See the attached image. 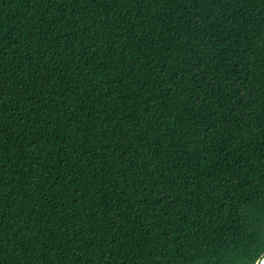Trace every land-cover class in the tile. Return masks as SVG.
<instances>
[{"label":"trees","instance_id":"16d2710c","mask_svg":"<svg viewBox=\"0 0 264 264\" xmlns=\"http://www.w3.org/2000/svg\"><path fill=\"white\" fill-rule=\"evenodd\" d=\"M264 0H0V264H259Z\"/></svg>","mask_w":264,"mask_h":264},{"label":"water","instance_id":"95a60500","mask_svg":"<svg viewBox=\"0 0 264 264\" xmlns=\"http://www.w3.org/2000/svg\"><path fill=\"white\" fill-rule=\"evenodd\" d=\"M259 264H264V258L260 261Z\"/></svg>","mask_w":264,"mask_h":264}]
</instances>
